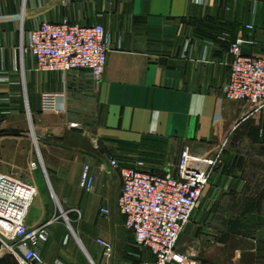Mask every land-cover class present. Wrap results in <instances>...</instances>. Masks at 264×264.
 <instances>
[{"label":"crops","instance_id":"obj_1","mask_svg":"<svg viewBox=\"0 0 264 264\" xmlns=\"http://www.w3.org/2000/svg\"><path fill=\"white\" fill-rule=\"evenodd\" d=\"M64 19L105 27L100 79L88 70L41 72L20 50L23 32ZM238 39L245 55L264 57V0H0V158L38 187L28 225L49 224V189L75 200L85 164L96 178L88 205L100 211L118 206L123 187L110 159L176 176L190 147L222 159L178 252L207 264H264V112L225 96ZM38 165L47 186L37 183ZM0 264H18L1 241Z\"/></svg>","mask_w":264,"mask_h":264},{"label":"built area","instance_id":"obj_2","mask_svg":"<svg viewBox=\"0 0 264 264\" xmlns=\"http://www.w3.org/2000/svg\"><path fill=\"white\" fill-rule=\"evenodd\" d=\"M247 29L253 30L249 25ZM20 50L31 54L41 72L88 70L100 79L107 66L109 37L102 24L83 26L64 19L43 23L22 33ZM244 39L230 44L233 56L231 73L225 88L229 101L244 102L255 113L264 112V57L245 55ZM31 119V113H28ZM32 122V121H31ZM222 153L212 156L208 150L185 147L176 176L145 172L137 167H122L110 159V166L121 172L123 187L118 207L125 225L132 232L135 246L152 255L144 264H207L178 252L177 244L198 209ZM96 178L89 164L80 175L79 186L86 193L95 190ZM39 196L35 182L0 173V241L18 264H48L41 246L49 239L48 224L30 226L29 210ZM103 216L110 211L101 208ZM109 259L113 246L104 239L96 242Z\"/></svg>","mask_w":264,"mask_h":264},{"label":"rangeland","instance_id":"obj_3","mask_svg":"<svg viewBox=\"0 0 264 264\" xmlns=\"http://www.w3.org/2000/svg\"><path fill=\"white\" fill-rule=\"evenodd\" d=\"M35 129L38 128L34 125ZM25 130L29 136L33 131L31 119L25 120ZM185 147L182 148V151ZM34 172L38 178L46 182L47 175L40 165ZM6 167V168H4ZM10 169V170H9ZM118 171L121 175L120 170ZM0 172L14 175L22 180H30L31 174L25 170H15L3 163L0 158ZM176 172L174 173L176 175ZM75 195V200L61 202L48 190L50 204L54 208V214L46 223L49 229V239L42 245L41 253L49 264H144L148 261V251L135 246L131 232L124 225L119 208H109L110 216L105 217L96 207H89L86 192ZM37 198L30 209V215H34L39 208ZM108 240L114 248L113 256L107 260L102 249L96 244L98 239ZM84 247V248H83ZM97 254V257L95 256Z\"/></svg>","mask_w":264,"mask_h":264},{"label":"water","instance_id":"obj_4","mask_svg":"<svg viewBox=\"0 0 264 264\" xmlns=\"http://www.w3.org/2000/svg\"><path fill=\"white\" fill-rule=\"evenodd\" d=\"M84 248V247H83Z\"/></svg>","mask_w":264,"mask_h":264}]
</instances>
